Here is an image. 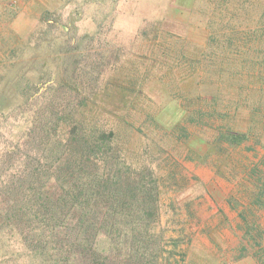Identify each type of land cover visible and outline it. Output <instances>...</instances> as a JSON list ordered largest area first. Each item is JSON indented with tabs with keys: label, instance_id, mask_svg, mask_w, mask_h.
Listing matches in <instances>:
<instances>
[{
	"label": "rangeland",
	"instance_id": "1",
	"mask_svg": "<svg viewBox=\"0 0 264 264\" xmlns=\"http://www.w3.org/2000/svg\"><path fill=\"white\" fill-rule=\"evenodd\" d=\"M74 109L153 174L146 264H264V0H0V181Z\"/></svg>",
	"mask_w": 264,
	"mask_h": 264
},
{
	"label": "trees",
	"instance_id": "2",
	"mask_svg": "<svg viewBox=\"0 0 264 264\" xmlns=\"http://www.w3.org/2000/svg\"><path fill=\"white\" fill-rule=\"evenodd\" d=\"M74 112L52 172L38 156L0 181V264H146L134 217L153 174L145 182L135 153H107L115 132Z\"/></svg>",
	"mask_w": 264,
	"mask_h": 264
}]
</instances>
